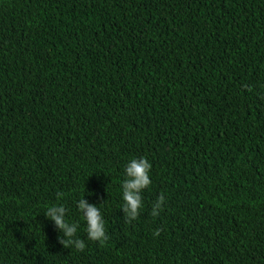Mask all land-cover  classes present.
<instances>
[{
    "label": "trees",
    "instance_id": "trees-1",
    "mask_svg": "<svg viewBox=\"0 0 264 264\" xmlns=\"http://www.w3.org/2000/svg\"><path fill=\"white\" fill-rule=\"evenodd\" d=\"M0 264H264V0H0Z\"/></svg>",
    "mask_w": 264,
    "mask_h": 264
},
{
    "label": "clouds",
    "instance_id": "clouds-1",
    "mask_svg": "<svg viewBox=\"0 0 264 264\" xmlns=\"http://www.w3.org/2000/svg\"><path fill=\"white\" fill-rule=\"evenodd\" d=\"M251 90V89H249ZM152 164L145 157L133 158L125 167L126 179L122 183V198L124 204L122 211L126 223L136 220L143 207L142 192L151 184L150 171ZM165 197L161 194L152 205L151 215L157 217L163 211ZM77 207L86 222L87 239L90 241L104 242L108 240L105 221L100 208L88 203L84 198L77 202ZM44 215L47 219L54 221L55 227L62 233L58 241L65 248L75 247L77 251H84L86 244L83 239L77 237L78 223H69L66 220L67 210L63 205H52L46 209ZM162 229L154 231V236H159Z\"/></svg>",
    "mask_w": 264,
    "mask_h": 264
}]
</instances>
